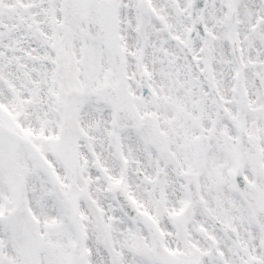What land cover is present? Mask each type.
Instances as JSON below:
<instances>
[{"label": "snow or ice", "instance_id": "1", "mask_svg": "<svg viewBox=\"0 0 264 264\" xmlns=\"http://www.w3.org/2000/svg\"><path fill=\"white\" fill-rule=\"evenodd\" d=\"M0 264H264V0H0Z\"/></svg>", "mask_w": 264, "mask_h": 264}]
</instances>
